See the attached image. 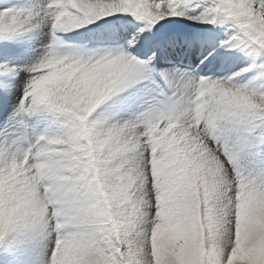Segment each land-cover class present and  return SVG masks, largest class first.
I'll return each instance as SVG.
<instances>
[{
    "label": "snow or ice",
    "instance_id": "snow-or-ice-1",
    "mask_svg": "<svg viewBox=\"0 0 264 264\" xmlns=\"http://www.w3.org/2000/svg\"><path fill=\"white\" fill-rule=\"evenodd\" d=\"M0 264H264V0H0Z\"/></svg>",
    "mask_w": 264,
    "mask_h": 264
}]
</instances>
